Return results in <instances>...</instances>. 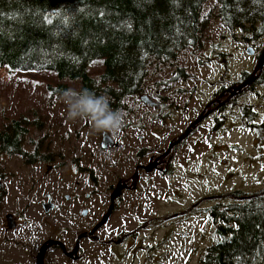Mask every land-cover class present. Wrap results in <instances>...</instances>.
<instances>
[{
  "label": "rangeland",
  "instance_id": "1",
  "mask_svg": "<svg viewBox=\"0 0 264 264\" xmlns=\"http://www.w3.org/2000/svg\"><path fill=\"white\" fill-rule=\"evenodd\" d=\"M217 5L215 0L204 5L208 22L200 47L187 48L172 60H152L143 91L123 100V134L115 139L119 148H102L103 132L91 121L68 118L62 94L81 90L79 80L60 79L50 70L0 67V131L20 132L25 153L0 151V264H20L4 263L3 257L29 263L20 244L29 238V228L36 226L34 233L42 239L52 223L72 237L84 222L98 220L109 208L111 189L119 179L131 183L136 163L148 161L149 149L176 141L220 90L251 76L264 51V36L230 31L216 16ZM249 47L256 53H249ZM88 70L98 79L103 60L93 61ZM243 89L171 149L167 173L144 174L139 190L127 192L98 232L110 235L123 226L134 229L136 238L131 251L116 250L106 264H199L217 240L207 208L234 202L236 190H264V77ZM141 94L162 108L143 102ZM34 151L37 155L27 158ZM47 194L57 203L49 213L43 207ZM84 208L89 210L85 217ZM7 213L21 216L28 227L7 229ZM52 257L58 264H89L87 259Z\"/></svg>",
  "mask_w": 264,
  "mask_h": 264
},
{
  "label": "trees",
  "instance_id": "2",
  "mask_svg": "<svg viewBox=\"0 0 264 264\" xmlns=\"http://www.w3.org/2000/svg\"><path fill=\"white\" fill-rule=\"evenodd\" d=\"M208 1L0 0V67L79 80L81 89L107 95L116 110L143 91L152 60L200 47ZM215 1L216 16L230 31L264 36V0ZM100 59L104 71L97 79L88 67ZM0 151L25 154L21 133L0 131ZM233 193L234 202L207 208L217 240L199 264H264V190Z\"/></svg>",
  "mask_w": 264,
  "mask_h": 264
},
{
  "label": "flooded vegetation",
  "instance_id": "3",
  "mask_svg": "<svg viewBox=\"0 0 264 264\" xmlns=\"http://www.w3.org/2000/svg\"><path fill=\"white\" fill-rule=\"evenodd\" d=\"M248 77H246L244 81L247 80ZM262 79L263 77L262 78L257 77L256 80L250 85V87H252V85L257 82H261ZM230 91H231V87L226 88L224 90L223 89L220 90L219 93L216 94V97L209 102L210 104L208 106L206 105L205 112L206 113L209 112L208 117H210V115L214 113V110H216L217 108L219 109L222 106L229 103L231 98H233L232 96H230ZM244 92L245 90L243 91V93ZM158 104L159 106L157 107L155 106V108L161 109L162 104L160 102H158ZM203 112H201L200 114H202ZM170 143L168 144L167 147H165L163 144H156L154 147H152L147 151L149 153V158L147 162L136 163L134 175L137 174V177L135 180L136 183L135 185L133 184V178L131 179L132 180L131 183H130V179L128 178L119 179L117 181L116 183L117 185L118 183H126L125 184L126 186L122 189L121 194L115 198L113 203L112 213L109 216L108 220L97 230L94 231L95 227L104 219V217L108 213L112 205V200H110L108 210L104 212L98 220H96L97 218H95L90 222L89 221L84 222L83 225H81V228L78 229L77 233L72 237H67L68 229H62L61 227H56L52 223H50L51 225H49V229H48L47 221H45V224L47 225V230H46L47 235L44 234L42 239H38L37 236L38 233H34L35 231L38 230L36 226H34L33 228H29L27 231L29 238L23 239V241L20 243L23 245L24 250L31 258L28 264H58L57 259L55 261L53 257L51 258V255L53 254H57L70 262H75V261L77 262L87 259V262L89 264H106L111 260L112 256H114V252L116 250H122L123 247H126L127 251H131L132 249L131 241L136 238L134 229H128L127 227L119 226L117 231L110 235H102L98 231L101 228L105 227L111 220L115 211L117 209H120L121 207L120 203L126 201L123 198H125L127 192H135L139 190L143 182L144 174L152 175L153 173H157L161 171L164 173H167L169 171L172 159L170 152L167 154L166 152H167V148L170 147ZM112 147L119 148L120 142H119V146H110L108 148H112ZM176 147L177 146H175L174 148ZM34 154L35 151L31 155ZM29 157L31 156H27V158ZM148 167H152V168L148 169ZM3 186H4V182H3ZM115 188L116 187H113V189H111V196ZM46 196L48 198V202H52L53 204V207L49 211H46L44 205L48 202H43V207L45 209V212L49 213L50 211L57 209V203L54 202L52 195L47 194ZM86 196L89 197V194H87ZM127 197L130 196L127 195ZM67 198H69V195H67ZM88 212L89 210L87 208H84L81 211V214L85 217L87 216ZM9 214H12L14 218L15 225L13 228L9 226V220L7 217ZM6 219L8 225L7 229H11V230L16 228L25 229L28 227L27 226L28 221L25 219H21V216L18 217L14 213H7ZM21 221H23V223H21ZM91 223H93V225L90 227ZM108 253H110V256ZM9 260H11V263L19 261L20 264H27L25 261H23V259H18L15 257L2 258V261L4 263H6Z\"/></svg>",
  "mask_w": 264,
  "mask_h": 264
},
{
  "label": "clouds",
  "instance_id": "4",
  "mask_svg": "<svg viewBox=\"0 0 264 264\" xmlns=\"http://www.w3.org/2000/svg\"><path fill=\"white\" fill-rule=\"evenodd\" d=\"M63 99L68 107V118L91 121L98 132H106L113 139H118L123 133L125 114L119 109H112L107 95H97L89 89L79 91L69 88L63 92Z\"/></svg>",
  "mask_w": 264,
  "mask_h": 264
},
{
  "label": "water",
  "instance_id": "5",
  "mask_svg": "<svg viewBox=\"0 0 264 264\" xmlns=\"http://www.w3.org/2000/svg\"><path fill=\"white\" fill-rule=\"evenodd\" d=\"M248 52L253 54V53H255V49L253 47H249L248 48ZM263 67H264V51L261 54L260 59H259V61L257 63V66L254 69V71L251 74V76L246 81H244L243 83L234 86L233 89L231 90V96L242 92V90H243V88L245 86L252 84L256 80V78L259 76L258 72L262 71ZM141 98L147 104H150V105H153V106H156V107L159 106V104L156 101L152 100L147 94H143L141 96ZM208 115H209V112L208 113L203 112L196 120H194L192 122V124L185 130V132L182 135H180V137L176 141L171 143V145H170L168 151L166 152V154L171 151V149L173 148L174 145L179 144L180 142H182L191 133V131L193 129H195L197 127V125L200 124ZM101 146H102V148H108L110 146H119V142L116 141L115 139H113L109 133L103 132ZM154 165H155V162H154ZM151 168L152 167H148V169H151ZM136 177H137V174L132 176L134 185L136 184L135 183ZM125 184L126 183H118V185L116 186V188H115V190H114V192L112 193V196H111L112 205H111L108 213L104 217V219L95 227L94 231L97 230L100 226H102L108 220L109 216L112 213L114 200H115L116 197H118L121 194L122 189L126 186ZM0 186H3V182H2L1 179H0ZM44 206H45L46 211H49L53 207V204H52V202H48ZM7 217H8V220H9V226L11 228H13L14 225H15L13 215L9 214Z\"/></svg>",
  "mask_w": 264,
  "mask_h": 264
}]
</instances>
